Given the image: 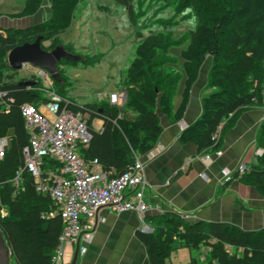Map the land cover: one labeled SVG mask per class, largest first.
I'll use <instances>...</instances> for the list:
<instances>
[{"label": "trees", "instance_id": "16d2710c", "mask_svg": "<svg viewBox=\"0 0 264 264\" xmlns=\"http://www.w3.org/2000/svg\"><path fill=\"white\" fill-rule=\"evenodd\" d=\"M43 1L51 7L49 19L26 29L4 30L5 36L0 33V93L6 94L0 98V139L13 132L10 147L0 159V231L15 264H51L64 223L56 202L37 191L30 173L24 171L19 186L14 184L16 173L25 165L23 152L32 137L21 109L25 104L39 108L49 99L43 94L42 81L31 88L19 85L28 78L13 80L15 72L7 61L11 50L42 37L45 50L51 51L60 45L82 57L79 62L58 64L61 82L51 79L53 87L72 102L71 110L91 113L89 126L94 136L90 146L80 151L81 156L87 162L98 160L104 170H115L116 175L134 163L135 153L144 155L156 147L163 132L158 110L172 121L183 118L192 88L208 57L213 58L207 85L211 92L203 97L200 119L180 136L183 145L196 144L199 155L219 151L222 136L233 127L238 114L261 104L264 91V0H160L166 7L174 6L177 15L192 10L197 20L196 28L179 39L170 31L139 32L136 57L122 81V87L128 92L126 106L118 109L106 101L77 106L67 97V87L71 83L63 67L85 69L101 61L99 57L78 54L74 46L65 45L61 39L72 26L82 0H27L25 10L18 16L36 13ZM114 1L123 6L136 23L142 0ZM163 25L170 30L175 26ZM45 42L51 45L45 47ZM184 44H188L181 53L185 87L181 104L174 112L173 101L183 76L174 68L177 60L170 56V50ZM80 62L83 64L79 65ZM36 79L32 76L30 81ZM96 118L105 121L102 133L92 129ZM219 128L221 138L216 141L213 137ZM259 143L264 149V126ZM61 167L54 160H44L46 172L59 173ZM235 178L252 182L264 196V155L248 173L242 177L235 175ZM146 220L155 231L139 237L148 248L152 264H169L172 253L178 248L199 255L188 264H264V229L247 231L220 222L189 223L175 213L157 214ZM227 247L234 251L230 252ZM203 248L210 251L201 261Z\"/></svg>", "mask_w": 264, "mask_h": 264}, {"label": "crops", "instance_id": "0c3cea01", "mask_svg": "<svg viewBox=\"0 0 264 264\" xmlns=\"http://www.w3.org/2000/svg\"><path fill=\"white\" fill-rule=\"evenodd\" d=\"M26 4L27 0H0V33L4 34V30L7 29L33 27L51 16L49 3L43 1L36 13L19 17L18 15L25 10ZM212 66L213 58L208 57L201 67L199 78L191 91L189 106L181 120L172 121L157 111L163 132L156 146L162 149V153L145 167L147 188L144 195L145 201L155 207L154 211L148 212L145 217V222L153 233L155 230L146 218L165 213L183 216L189 223L220 222L247 231L264 229V196L259 193L255 185L235 177L229 184L221 185L222 172L225 169L235 171L239 164L246 163L251 170L258 164L261 157H257L255 152L259 148L263 149L259 138L264 126V109L257 104L240 112L233 127L222 136V145L217 152L199 155L196 144L183 145L180 142L182 132L203 114V97L211 92L207 89V85ZM68 68L69 66L63 67L67 72ZM67 75L70 82L69 74ZM51 79L50 77L48 80L49 86L43 84L42 89L48 99L47 88L54 90ZM181 84L177 92L179 100L176 105L173 103L174 112L182 101L184 77ZM120 89H125L122 84L116 90L99 95L98 99L90 103L108 102L101 100L102 97ZM67 97L77 106L80 105L71 98L69 90ZM39 109L42 113L48 114L45 104H41ZM104 124L103 119L96 118L92 122V129L96 133H102ZM12 138L13 132H10L8 136L0 139V146L5 145L7 151ZM141 225V220L134 211L117 214L108 207L103 208L99 212L91 242L86 243L84 239L80 241V248L85 247L86 252L80 253L76 264H152L148 248L139 237L143 234L140 232ZM202 250L200 259L204 261L210 250L207 248L204 252ZM75 251L76 244L68 248L62 264H72ZM193 257L198 258L199 255L192 254L190 260ZM169 264L172 263L169 261Z\"/></svg>", "mask_w": 264, "mask_h": 264}, {"label": "built area", "instance_id": "2783aa9c", "mask_svg": "<svg viewBox=\"0 0 264 264\" xmlns=\"http://www.w3.org/2000/svg\"><path fill=\"white\" fill-rule=\"evenodd\" d=\"M26 67L29 69L28 65ZM37 70L39 79L49 80L50 74L47 71ZM46 93L49 96V102L45 104L47 115L31 104H25L21 109L32 137L23 152L25 165L16 173L14 184L18 187L20 178L27 171L34 177L37 191L49 195L57 204L64 228L51 264H62L68 248L81 239L86 243L91 242L99 212L106 207L117 214L136 212L142 224L140 232L153 233L145 222L147 213L155 209L144 199L147 188L145 167L162 153V149L156 146L145 155L134 154V163L119 175L114 170H104L98 160L87 162L80 151L87 149L93 140L94 134L89 126L91 113L74 112L70 109L72 102L53 89L47 88ZM5 95L0 93V98L3 99ZM262 95V103L258 106L264 109V91ZM101 100H108L112 106L122 109L127 104L128 92L120 89L109 96H103ZM220 135L221 128L213 139L218 141ZM5 152V145H1L0 159ZM255 155L262 157L264 149L259 148ZM46 158L62 165L59 173L44 170ZM248 171L246 163L239 164L235 171L225 169L221 185L229 184L235 175L241 176ZM227 249L233 251L230 247ZM85 252L86 248L81 247L80 253Z\"/></svg>", "mask_w": 264, "mask_h": 264}, {"label": "rangeland", "instance_id": "374dc122", "mask_svg": "<svg viewBox=\"0 0 264 264\" xmlns=\"http://www.w3.org/2000/svg\"><path fill=\"white\" fill-rule=\"evenodd\" d=\"M141 5L139 11L137 8V21L134 23L127 10L114 0H82L80 2L72 26L61 35V39L65 45L74 46V51L78 54L99 57L101 61L87 69L69 66L68 74L72 84L67 89L71 98L78 104L93 102L98 99L99 95L116 90L121 86L128 67L136 57L135 50L139 43L137 40L139 32L144 31L148 34L149 30L170 31L175 39H179L197 26V20L190 9L182 15H177L174 6L166 7L165 2L160 0H142ZM163 24L171 26L175 24V26L173 30H170L164 28ZM162 25L163 28H161ZM145 26L147 29H144ZM50 45V42L44 43L45 47ZM187 46L188 44H184L170 50V56L177 60L174 68L183 77L181 53ZM82 64L80 62L79 65ZM15 72L13 75L15 80L23 78L31 80L32 76L36 75L37 78L40 76L39 71L31 65L29 69L25 67L22 71ZM41 81L46 87L49 86L44 78ZM178 100L176 95L174 105ZM204 251L205 248L202 252ZM191 255L189 249L178 248L172 253L170 262L188 264L192 260H190ZM11 264H15L12 257Z\"/></svg>", "mask_w": 264, "mask_h": 264}, {"label": "water", "instance_id": "95a60500", "mask_svg": "<svg viewBox=\"0 0 264 264\" xmlns=\"http://www.w3.org/2000/svg\"><path fill=\"white\" fill-rule=\"evenodd\" d=\"M43 38L39 37L33 43H25L22 46L16 47L8 53L7 61L13 71H22L24 66L31 65L36 69L45 70L50 74V77L56 82L60 81V73L58 64L61 61L79 62L81 56L68 52L63 46H57L51 51L44 49ZM40 79L33 81H25L19 83L22 87H36L40 83ZM102 112V110H100ZM80 242L76 244V251L72 264H76L80 255ZM0 264H11V251L7 246L4 235L0 231Z\"/></svg>", "mask_w": 264, "mask_h": 264}]
</instances>
